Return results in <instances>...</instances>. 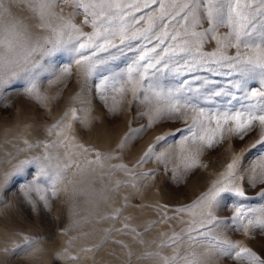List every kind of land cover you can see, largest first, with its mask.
Here are the masks:
<instances>
[{
  "label": "rangeland",
  "instance_id": "obj_1",
  "mask_svg": "<svg viewBox=\"0 0 264 264\" xmlns=\"http://www.w3.org/2000/svg\"><path fill=\"white\" fill-rule=\"evenodd\" d=\"M83 20L82 11L76 14L69 0H0V51H7L10 61L24 66L27 52L50 39L53 30L65 23L91 32L90 24L83 25ZM214 47L213 42L206 50ZM229 51L234 55L236 50ZM28 59L42 65L37 69L35 93L29 94L22 81L0 92V264H234L207 242L188 240L190 224L199 217L177 215L174 209L196 200L233 156L239 159L257 137L237 140L235 147L229 138L218 151L203 152L198 165L188 170L179 156L177 134L166 146L177 147L179 168L171 175L166 169L145 177L142 173L156 169L157 164L152 161L136 167L142 152L156 135L171 129L147 130L121 147L129 127L137 128L146 121L130 125L136 115L131 93L122 100L117 97L121 102L113 112L112 100L105 105L94 91L99 75H111L104 67L122 71L126 59L102 66L86 91L75 53L61 49L50 57L34 53ZM65 67L70 69L67 76L62 71ZM56 124L61 127L49 134ZM59 131L62 135L57 137ZM45 144L52 146L46 149ZM46 151L56 158L54 163L62 162V175L53 190L34 182L35 165L25 166L22 173L4 181L5 173L19 161L40 157ZM248 161L256 165L259 158L254 152ZM235 183L239 185V176ZM28 185L31 190L25 196ZM261 192L264 188L259 185L245 189L242 207L250 213L246 223L264 222V213L253 212L264 205ZM240 199L232 193L222 195L214 211L220 223L213 231L217 239L227 238L260 251L264 230L253 228L246 236L232 222ZM125 225L128 230L116 231ZM173 236L178 238L175 244L170 239Z\"/></svg>",
  "mask_w": 264,
  "mask_h": 264
},
{
  "label": "snow or ice",
  "instance_id": "obj_2",
  "mask_svg": "<svg viewBox=\"0 0 264 264\" xmlns=\"http://www.w3.org/2000/svg\"><path fill=\"white\" fill-rule=\"evenodd\" d=\"M69 2L76 14L82 11V24H90L92 31L85 32L82 26L65 23L59 30H53L50 39L27 52L24 66L18 61L6 62L0 56V92L22 81L29 94L35 93L37 69L42 65L28 59L34 53L42 57H50L61 49L75 53V63L84 73V91L102 66L126 59V68L122 71L104 67L111 75H99L98 82L95 79L94 91L105 105L112 100L110 111L113 112L121 102L117 97L122 100L131 93L136 115L130 125L136 120L146 121L137 128L129 127L121 147L133 138L138 140L147 130L161 126L171 129L168 133L156 135L142 152L136 167L152 161L157 164L156 169L142 173L145 177L166 169L171 175L179 168L176 165L177 147L166 146L177 134L179 156L184 169L188 170L198 165L203 152L209 149L218 151L229 138L235 147L237 140L244 142L257 137L239 159L233 156L219 178L196 200L176 207L174 212L199 217L190 224L188 240L207 242L217 254L232 258L234 264H264V248L257 251L227 238L217 239L213 231L220 223L214 211L222 195L227 193L241 198L234 207V226L238 225L246 236L253 228L264 230V222L246 223L250 213L242 207L247 187L259 185L264 188V0ZM213 42L215 47L206 50V46ZM230 49L236 50L234 55L230 54ZM62 71L65 76L70 73L67 67ZM216 78L223 79L218 81ZM77 118L73 110V120ZM60 127V124L53 125L49 134ZM60 135L61 131L56 132L57 137ZM171 143L176 145L175 140ZM50 146L45 144L46 149ZM254 152L259 158L256 165L248 161ZM55 159L46 151L40 157L19 161L5 173L4 181L22 173L25 166L35 165L34 182L53 190L62 175V162L54 163ZM169 165L176 167L170 168ZM238 176L239 185L235 183ZM30 190L31 185H28L24 195L27 196ZM260 195L264 199V192ZM253 212L264 213V205ZM124 230H128V225L116 231ZM170 239L175 244L178 238L173 236Z\"/></svg>",
  "mask_w": 264,
  "mask_h": 264
},
{
  "label": "clouds",
  "instance_id": "obj_3",
  "mask_svg": "<svg viewBox=\"0 0 264 264\" xmlns=\"http://www.w3.org/2000/svg\"><path fill=\"white\" fill-rule=\"evenodd\" d=\"M0 56L4 57L6 62L11 60V54L8 53L7 51H0ZM6 70H7V65H6Z\"/></svg>",
  "mask_w": 264,
  "mask_h": 264
},
{
  "label": "bare ground",
  "instance_id": "obj_4",
  "mask_svg": "<svg viewBox=\"0 0 264 264\" xmlns=\"http://www.w3.org/2000/svg\"><path fill=\"white\" fill-rule=\"evenodd\" d=\"M18 8V7H17ZM8 23V22H7ZM36 27V26H35ZM15 28H16V26H15Z\"/></svg>",
  "mask_w": 264,
  "mask_h": 264
}]
</instances>
